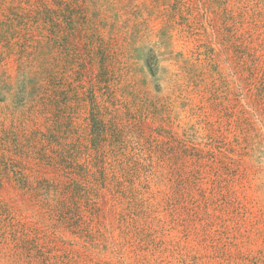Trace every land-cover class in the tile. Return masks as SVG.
Instances as JSON below:
<instances>
[{
	"label": "rangeland",
	"instance_id": "obj_1",
	"mask_svg": "<svg viewBox=\"0 0 264 264\" xmlns=\"http://www.w3.org/2000/svg\"><path fill=\"white\" fill-rule=\"evenodd\" d=\"M0 264H264V0H0Z\"/></svg>",
	"mask_w": 264,
	"mask_h": 264
}]
</instances>
